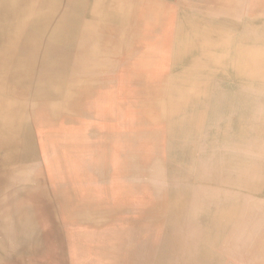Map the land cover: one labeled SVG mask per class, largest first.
<instances>
[{
    "label": "bare ground",
    "instance_id": "6f19581e",
    "mask_svg": "<svg viewBox=\"0 0 264 264\" xmlns=\"http://www.w3.org/2000/svg\"><path fill=\"white\" fill-rule=\"evenodd\" d=\"M114 144L138 205L73 182ZM263 209L264 0H0V264H264Z\"/></svg>",
    "mask_w": 264,
    "mask_h": 264
},
{
    "label": "rangeland",
    "instance_id": "374dc122",
    "mask_svg": "<svg viewBox=\"0 0 264 264\" xmlns=\"http://www.w3.org/2000/svg\"><path fill=\"white\" fill-rule=\"evenodd\" d=\"M159 67L158 69H155V72L158 73V71H160L162 69V65H163V60L159 61ZM165 65V62H164ZM162 71V70H161ZM120 73V72H119ZM116 83V86H115ZM121 86V87H120ZM113 91L115 94V102L118 104L119 102V96L120 98H122V96H124L125 102L126 104H129V98L130 95L132 94V87L128 82L127 76L126 74L123 72V75H118L115 79L114 82V86H113ZM125 106L122 110H118L117 107H112V112L115 114L114 116V124L112 125V133L113 134H117L118 132H124L127 129V126L132 123L133 119L135 118V113L134 110H132V108H130L129 106ZM97 147H100L97 145ZM54 149L56 148H50V150L48 151V156L49 158L51 157V159H53V155L52 153L54 152ZM125 149V152L127 150H129V146H125V145H120L119 144H114L113 146V151L111 153L109 162L107 163L108 169H109V175L105 180H98V179H92L91 181L87 180L86 178H81L79 180L74 179L73 182L77 185V187H81V188H89L91 187L92 189H95L97 191H99V193L101 192L104 195H107L108 197L111 198V196L116 195V197L118 196L117 194H125L126 199L129 202H132L134 204H139L142 200L143 196H146L144 190H141L137 193H128L127 189H126V184L129 183H149L148 178L143 179V178H138L136 176H125L122 172H121V167L122 164L120 165L119 162L121 160L120 156L118 155V152L121 150L123 151ZM44 166L48 165V163L44 162L43 163ZM54 168L57 170V167L59 168V166H57L56 164L53 163ZM73 169V163L71 161H66L63 163V169H66V171H68V169ZM188 177H184L181 180H178L177 184H179L182 188L184 187H188L190 182L188 180ZM176 183V182H175ZM119 192V193H117ZM133 192V191H132ZM259 200H263V198H258ZM205 200L207 201V204L205 205L206 208L202 206V208H200L199 210L197 208L194 209H188L187 213L190 212V215L185 217V219H191L193 220L194 218L197 219V221H200V225L201 227L204 226H208V221H207V212L211 213L215 211V206H217L214 203H210L211 200L205 198ZM210 204V205H208ZM21 206V205H20ZM18 206V204H14L12 211L14 213V218L16 219V212L19 211L21 209V207ZM28 211L31 213L32 211H34L33 208H28ZM264 211V209H263ZM187 215V214H186ZM30 220H27L25 223H27L28 226H25V223L23 224L24 227V233L28 232V234L26 235H22L18 240H16L15 242H10V249L12 254H19V250L29 246L32 242V234L34 233V228L30 225L29 223ZM14 224V220L12 221ZM260 225V235L263 234L262 231H264V219L262 221H260L259 223ZM11 259V256H7L6 253L2 250H0V262L3 259ZM190 257H187V255H184L182 257H179L177 260L178 261H182V260H187ZM191 259V258H190ZM213 260V258H211ZM198 260V259H196ZM199 261V260H198ZM202 261H204V259H202ZM203 263V262H202Z\"/></svg>",
    "mask_w": 264,
    "mask_h": 264
}]
</instances>
